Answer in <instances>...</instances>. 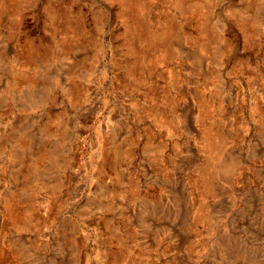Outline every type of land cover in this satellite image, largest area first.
I'll return each mask as SVG.
<instances>
[{
    "label": "rangeland",
    "instance_id": "1",
    "mask_svg": "<svg viewBox=\"0 0 264 264\" xmlns=\"http://www.w3.org/2000/svg\"><path fill=\"white\" fill-rule=\"evenodd\" d=\"M0 264H264V0H0Z\"/></svg>",
    "mask_w": 264,
    "mask_h": 264
},
{
    "label": "bare ground",
    "instance_id": "2",
    "mask_svg": "<svg viewBox=\"0 0 264 264\" xmlns=\"http://www.w3.org/2000/svg\"><path fill=\"white\" fill-rule=\"evenodd\" d=\"M162 25H163V24H162ZM158 29H159V28H158ZM157 31H158V30H157ZM160 31H161V30H160ZM155 32H156V31H155ZM205 131H206V130H205ZM205 131H204V132H205ZM206 133H207V132H206ZM201 135H203V134H201ZM204 135H205V134H204ZM205 138H206V137H205ZM210 138H211V137H210ZM205 140H206V139H205ZM127 236H128V235H127ZM128 238H129V237H128Z\"/></svg>",
    "mask_w": 264,
    "mask_h": 264
}]
</instances>
